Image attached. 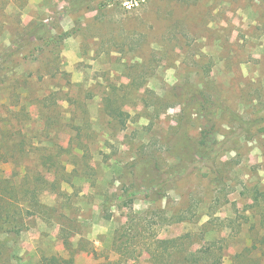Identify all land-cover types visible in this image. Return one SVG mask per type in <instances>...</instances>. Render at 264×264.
Returning a JSON list of instances; mask_svg holds the SVG:
<instances>
[{
	"label": "rangeland",
	"instance_id": "rangeland-1",
	"mask_svg": "<svg viewBox=\"0 0 264 264\" xmlns=\"http://www.w3.org/2000/svg\"><path fill=\"white\" fill-rule=\"evenodd\" d=\"M183 122L222 147L134 186ZM160 239L264 264V0H0V264H155Z\"/></svg>",
	"mask_w": 264,
	"mask_h": 264
},
{
	"label": "trees",
	"instance_id": "trees-1",
	"mask_svg": "<svg viewBox=\"0 0 264 264\" xmlns=\"http://www.w3.org/2000/svg\"><path fill=\"white\" fill-rule=\"evenodd\" d=\"M47 25L41 23L36 24L32 27V29L29 31L26 37L22 40L18 41L17 44H14L13 46L9 47L5 54H1L2 57H7L8 55H11L16 49L20 48L21 46L30 43L33 39H45L47 31ZM44 31V33H41ZM8 54V55H7ZM204 104V109L208 111L207 114H210L209 111L213 112L212 110V101L210 99H202ZM209 103V104H208ZM207 104V105H206ZM243 121V119H241ZM243 123H246L243 121ZM253 124V123H252ZM244 125V124H243ZM213 127V126H212ZM214 128H210L211 131H213ZM209 129H203L201 138L199 139V143L201 146H203L204 149L200 148L198 143L195 142L187 133V127L185 122L182 123L181 128L174 136L173 140L171 141V149L174 150L175 154L178 155L180 158L179 165L170 168L167 171H164V173H158L159 169L156 166V162L154 159H149L145 162L146 164V171L141 172V174L137 173L135 175V184H138L137 186L139 188L142 187H154L156 186L157 182L153 179L154 176H164L168 174H175L177 172L184 171L186 168H188L190 165L195 164L198 162L197 160V154H202V152L206 149H219L222 147L223 142L214 140L211 143L210 142V135L212 132ZM252 136V135H251ZM159 176V178H160ZM149 189V188H147ZM128 194V197H124V195L119 196V200L125 204V206H130L129 204L132 201L131 196H135L137 194V189L130 192L129 189L126 190ZM125 198V199H124ZM130 202H129V201ZM159 241V247L162 248L159 250L156 248L155 250L151 252V257L154 260L155 264H174L173 263V252L170 251L171 249L178 247V243L176 239H160ZM176 251V250H175ZM165 252H168L169 255H166ZM169 257H171V260H169ZM209 258L208 251H190L184 256V263L183 264H206L207 259ZM74 259H61L56 256L52 257V262L54 264H73Z\"/></svg>",
	"mask_w": 264,
	"mask_h": 264
}]
</instances>
